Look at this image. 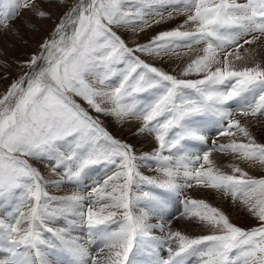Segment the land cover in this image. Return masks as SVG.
<instances>
[{"label": "snow or ice", "instance_id": "snow-or-ice-1", "mask_svg": "<svg viewBox=\"0 0 264 264\" xmlns=\"http://www.w3.org/2000/svg\"><path fill=\"white\" fill-rule=\"evenodd\" d=\"M48 23L0 49V264H264V0H0L13 47Z\"/></svg>", "mask_w": 264, "mask_h": 264}, {"label": "rangeland", "instance_id": "rangeland-1", "mask_svg": "<svg viewBox=\"0 0 264 264\" xmlns=\"http://www.w3.org/2000/svg\"><path fill=\"white\" fill-rule=\"evenodd\" d=\"M42 25L44 24H41V28ZM170 24L168 25H162L161 28H156V29H153V31H159L161 30L162 28H170V27H174V26H170ZM45 29H43L44 31ZM50 31V29H48L46 31V34ZM39 32H36L34 30H32V32H24V35H27L29 38L25 37L23 40H22V43L20 42V39H17V38H11L13 40V43H18L19 42L21 44L18 45V49L16 51H12L10 52V55H7V59L10 60V61H22V60H25L27 59L28 57V54L33 51L38 42L43 38L39 39ZM45 34V35H46ZM151 35V34H149ZM2 40H3V45L4 46H7L9 45V43L5 40L4 36L3 35H0V46L2 45ZM26 41V42H25ZM23 46H26L27 48H23ZM4 49V48H3ZM3 52L0 53V64H3L4 67H7V64L5 63V56L2 54ZM18 70L16 69L15 65L13 64V67H12V75L9 77V79H12L14 77H16L18 75ZM8 83V80H0V92H3L6 85ZM115 134V133H114ZM255 134L257 136L258 139H260L262 142H264V139L262 137H260L258 135V133L255 131ZM117 135V134H116ZM119 137V135H117ZM120 138V137H119ZM148 151V150H146ZM230 161L228 160V163ZM218 163H221V164H224L221 159L218 160ZM225 165V164H224ZM41 169L42 171L44 170L43 167L41 166ZM145 171H148V174H151V172L149 170H145ZM44 173H46L45 171H43ZM250 174L256 176V177H260L261 175H264V170H261V169H251L250 170ZM61 189H65V191H61L59 189H50V191L53 193V194H56V195H63V194H68V193H71V192H74V191H77L78 189L77 188H74L72 186H64L62 187ZM192 196L194 198H201V199H206L210 204H212L213 206H216V207H219L222 209V206H220L214 199L213 197H211L210 195H208L207 193H197V194H193L192 193ZM228 202V201H227ZM230 202V201H229ZM226 214H228L231 218V220L238 224L239 226L243 227V228H251L252 226L255 225L256 221L254 219H252L245 211L243 210H239L238 212H235V213H232V212H227L225 211L224 209H222ZM0 211H2V209H0ZM239 214V216H238ZM241 214V215H240ZM245 214V215H244ZM177 215H179V213H177ZM238 216V217H237ZM187 221H184V220H180V219H177L173 222V227L175 228H178L186 233H190V234H200L199 233H196V231H194L192 228L193 227H197L198 229H201L198 225L194 224V223H186ZM188 225V226H187ZM190 225V226H189ZM193 231V232H192ZM65 259L67 260V257H65ZM148 260V257L147 256H143L142 257V264H145V262Z\"/></svg>", "mask_w": 264, "mask_h": 264}, {"label": "bare ground", "instance_id": "bare-ground-1", "mask_svg": "<svg viewBox=\"0 0 264 264\" xmlns=\"http://www.w3.org/2000/svg\"><path fill=\"white\" fill-rule=\"evenodd\" d=\"M180 19H182V18H180ZM175 23L176 22H173L172 24H170V26H175ZM17 24H19V22H17ZM169 26V27H170ZM42 29H45L44 31H41V32H39L40 34H39V39H41L42 37H44L45 36V34H46V31L48 30V29H50V23H48V24H44V25H42ZM24 32H32V30H28V31H24ZM24 32H23V37L25 38V37H27V38H29L30 39V37H28L27 35H24ZM149 34H151V32L150 33H148V35ZM20 42L22 43V40H20ZM19 42V44H21ZM15 44V47H13L12 46V44H9V45H7V46H4L3 45V40H2V45L0 46V49H3L4 48V50L7 52V55H10V52H12V51H16L17 49H18V43H14ZM23 48L25 49V48H27L26 46H23ZM1 53V52H0ZM3 55H4V53H2ZM172 66H173V64L170 62L169 64H167V65H164V67L167 69V70H171V68H172ZM110 128H111V130L115 133V134H117V135H119V137L120 138H122V139H126V140H128L129 142H131V143H133L135 146H136V148H137V150L138 151H140V152H143V151H146V150H149L151 147H152V145L150 144V143H148L147 141H145L143 138H139V137H136V136H134L133 135V128H131V127H128V126H125V127H123V128H121L116 122H112L111 123V125H110ZM255 131L258 133V135L260 136V137H262L263 139H264V128H259V127H256L255 128ZM221 161L226 165V164H228V159L227 158H222L221 159ZM43 167V171H45L46 173L45 174H47V169L46 168H44V166H42ZM59 190H61V191H65V189H59ZM193 194H197V192H193ZM211 197H213V199L220 205V206H222V209H224L225 211H229V212H232V213H235V212H238L240 209H238L237 207H235V206H233L229 201L227 202V201H221V200H219V199H217L215 196H213V195H210ZM241 215V214H240ZM245 215V214H244ZM238 216H239V214H238ZM237 216V217H238ZM187 223V222H186ZM188 226V225H187ZM190 226V225H189ZM194 231H196V233H199V232H201V229H198L197 227H193L192 228ZM193 232V231H192Z\"/></svg>", "mask_w": 264, "mask_h": 264}]
</instances>
